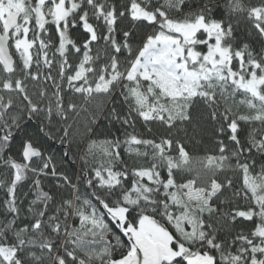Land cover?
<instances>
[{"label": "snow or ice", "instance_id": "1", "mask_svg": "<svg viewBox=\"0 0 264 264\" xmlns=\"http://www.w3.org/2000/svg\"><path fill=\"white\" fill-rule=\"evenodd\" d=\"M0 264H264V0H0Z\"/></svg>", "mask_w": 264, "mask_h": 264}, {"label": "trees", "instance_id": "2", "mask_svg": "<svg viewBox=\"0 0 264 264\" xmlns=\"http://www.w3.org/2000/svg\"><path fill=\"white\" fill-rule=\"evenodd\" d=\"M79 119H80V124L81 125H83L84 123H86V117L85 116L82 115ZM35 124H36V122L35 121H32V123H31V125L29 126V129H28V131L30 133H32V134H36ZM80 130H81V132H83L84 131V128L81 126V129ZM191 131L192 130L190 129V132ZM40 135H42V134H40ZM89 142H90V138L89 137L83 136V135L82 136H78L77 139H76V141L72 145L73 152L75 154H77V156L83 154L84 152L87 151L88 146H89ZM59 149H61V145L59 144V142H56L55 144H52V146L50 147L49 150L51 152L55 153L57 155V158L59 159L60 154H61L58 151ZM76 167L78 169V167H79V161H77ZM69 170L71 171V168H69Z\"/></svg>", "mask_w": 264, "mask_h": 264}]
</instances>
